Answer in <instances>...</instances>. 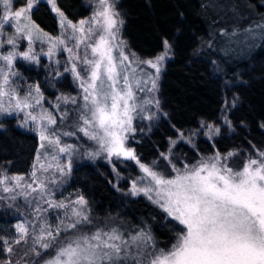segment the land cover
<instances>
[{
	"label": "snow or ice",
	"instance_id": "1",
	"mask_svg": "<svg viewBox=\"0 0 264 264\" xmlns=\"http://www.w3.org/2000/svg\"><path fill=\"white\" fill-rule=\"evenodd\" d=\"M2 3L4 11L0 20L15 21V34L7 37L6 41H0V47L5 42L12 46L6 55H0V60L5 62L8 69L5 72L0 68V113L25 112L40 104L43 97L39 86L35 88L39 98L35 99L31 93L21 98L11 88L10 76L16 75L12 71L14 60L17 57L36 60L31 47L34 40H47L49 56L54 54L58 45L64 44V40L49 36L32 21L34 0H27L26 7L15 11L12 10V0H2ZM48 3L59 16L61 27L72 29L76 49L85 44L91 50L90 56L87 52L81 56L73 48H67L71 68H65V71L73 74L83 92V104L77 116L78 130L99 145L98 152L87 155L94 157L102 151L107 153L110 162L113 156L135 161L145 174L144 178H150V181L145 187H138L133 182L132 194L143 193L182 227L173 229L176 240L165 250L157 247L150 231L122 229L115 226L112 220L102 226L95 223L85 211L87 201L80 196L72 202L79 207H73L70 216L66 213V219H61L55 228L41 215L48 209L37 205L36 219L41 221L39 231L33 225L30 234L27 223H18L15 226L18 235L11 243L0 237L3 251L11 255L13 244H27L31 238L32 246L25 251V256L31 253L42 258L49 250L54 253L49 254L43 264H264V149L251 145L255 155L249 154L241 168L229 165L231 158L238 155L237 152H216L207 160L185 164L183 169L177 168L169 155L161 153L171 165L174 176H166V170L156 171L141 163L134 149L126 147V140L128 134L135 130L133 120L136 116L152 119L151 115L142 116L147 106L159 108V100L149 98L147 94L158 90L157 80L162 62L171 54L172 43L167 38L163 39L161 54L154 59L140 60L134 53L126 54L124 50L126 42L119 37L124 20L113 0H99L98 10L92 17L80 20L78 24L67 19L57 7L56 0H48ZM257 27L264 30V23H258ZM2 29L3 24H0V35H3ZM261 35L264 36V32ZM20 36L27 38L28 51H16ZM93 37L96 38L93 40ZM89 40L93 42L86 44ZM77 61L83 67L78 68ZM141 65H148L155 70V74L144 72ZM138 93L145 95L138 96ZM4 98L8 99L7 105ZM59 99L65 103H77L75 97L62 96ZM232 106H235V101ZM67 116L65 112L61 120ZM29 120L36 126L41 148L45 147L46 142L57 148L59 153L69 154L65 165H56L62 176L68 175L72 170L71 154L74 150L71 144L61 146L60 134L52 128L57 123L56 118L46 111L38 114L27 111L25 124ZM225 122L231 124L227 119ZM260 126L264 128V124ZM215 131L218 134L220 129L216 128ZM62 134L71 136L75 133ZM37 163L40 169L46 170L45 164L40 163L39 155ZM32 176L36 177L35 170ZM23 179L21 176L0 174V185H4L5 192H11L14 189L7 186L8 181H14L16 187H20ZM33 184L37 186L33 187ZM26 187L31 192L40 193L48 208H68L62 201L44 199L46 184L43 181L34 179ZM62 233L65 235L62 236ZM2 264H20V260L14 262L5 259ZM31 264H40V260L36 259Z\"/></svg>",
	"mask_w": 264,
	"mask_h": 264
},
{
	"label": "trees",
	"instance_id": "2",
	"mask_svg": "<svg viewBox=\"0 0 264 264\" xmlns=\"http://www.w3.org/2000/svg\"><path fill=\"white\" fill-rule=\"evenodd\" d=\"M246 1L240 5L234 0L231 10L237 16L230 17L215 15L210 0H121L123 34L135 53L154 56L163 50L165 38L173 45L172 58L161 79L168 117L161 118L152 132L133 143L142 161L164 149L166 138L176 130L196 129L201 122L220 126L223 115L232 129L221 126L213 141L199 138L196 147L200 151L211 153L217 149L226 153L264 142V128L260 126L264 124V30L257 27L264 23V0ZM26 2L13 0V6ZM56 4L73 22L90 13L84 0H56ZM31 18L49 33L58 29V18L47 1L37 3ZM16 67L31 83H42L47 77L43 69L24 61H18ZM0 124V169L27 173L38 150V136L19 127L15 117L3 118ZM113 180L107 164L87 160L74 166L66 189L87 199L94 218L106 214L133 219L141 210L139 229L148 231L152 216L159 220L158 209L148 202L124 197ZM17 219L9 208H0V237L9 243L17 237ZM160 228L158 233L163 237ZM20 245L13 244L9 255L0 240V264L5 259L17 261L20 253H14Z\"/></svg>",
	"mask_w": 264,
	"mask_h": 264
},
{
	"label": "rangeland",
	"instance_id": "3",
	"mask_svg": "<svg viewBox=\"0 0 264 264\" xmlns=\"http://www.w3.org/2000/svg\"><path fill=\"white\" fill-rule=\"evenodd\" d=\"M42 0H34L33 9L36 7L37 3ZM47 1L48 0H44ZM85 6L90 10L88 16L78 19L77 21H71L73 24H78L80 20H88L92 17L95 11L98 10L99 0H84ZM212 7L211 10L217 16H225L230 14V17L237 16L232 13L231 5L234 3V0H210ZM116 4V10L121 13L120 3L121 0H113ZM49 4V3H48ZM240 5L247 4L246 0H239ZM51 6V4H49ZM21 7H26V4L20 7L13 6L12 0V10H19ZM0 8L1 13L0 16L3 15L4 5L2 0H0ZM32 9V10H33ZM31 10V11H32ZM231 11V12H230ZM54 14L58 18V29L49 33L42 28H40L33 20V22L43 31L48 33L49 36L53 38L60 37L64 40V44L58 45L54 54L49 56V43L46 39L43 40H34L32 42V51L36 56V60L29 61L24 60L21 57H17L14 60L12 71L16 73V75L10 76L11 88L15 89L16 93L22 98L31 93L32 97L39 98L37 93L35 92V88L39 86L40 94H42V99L40 104L35 105L32 109H27L25 112L19 111H11L10 113H0V120L6 117H15L17 119V124L24 130H29L34 132L38 136L39 144L38 150L33 161L32 167L27 173L17 174V173H9L6 168L0 169V174L8 175V176H21L24 179L20 182L21 186L16 187L15 182L9 180L7 183L8 187H12L14 190L11 192H5L3 190L4 185H0V208H9L12 210L16 216H18L17 221L15 222V226L18 223H27L29 227L30 234L33 231L32 226L36 225V231H39V225L41 223L40 220L36 219L35 208L39 205L43 209H48L46 212H42L41 215L47 220L49 224L55 228L60 224L61 219H66L65 214L68 216L71 215V210L73 207H79L74 205L72 202L76 201L81 195L78 193H72L66 189L67 182L70 178L71 172L68 175L62 176L60 172L57 170L56 165H65L68 162L69 154L68 153H59L58 149L48 145L45 142V147L41 148V141L39 139L38 132L35 130L36 126L29 120L25 124L26 112L32 111L33 114H38L41 111L50 112L53 117L56 118V125L52 126L58 134H60V143L61 146L66 144H71L73 146V152L71 154L72 159V169L75 165L80 162L91 160L93 162H98L99 160L103 163L107 164L112 172H113V185L114 187L120 191L124 197L129 199H137L140 202H148L154 208L158 209V219H154L150 221V227H148V231L151 232L154 241L159 248H163L167 250L171 247V245L175 242L176 236L173 229H179L182 226L178 225V222L174 221L171 217H168L167 213L163 211L157 204L153 203L147 196L143 193H139L137 195L132 194V184L135 182L138 187L148 186L150 178H144L145 174L140 170L139 165L133 160H127L123 157H115L111 158V162L107 156V153L100 151L99 155L94 157H90L87 155L89 152H98L99 145L96 141L88 139L82 132L78 130L77 127V116L79 113V108L83 104L82 100V89L79 87V82L74 79L73 74L70 71H65V68H71V61L69 60V52L66 50L67 48H73L74 51L78 52L81 56L87 52L90 56L91 50L85 47V44H81L79 49H76V39L73 36L72 29L70 27L62 28L60 25V18L54 12ZM121 18L122 13H121ZM32 19V18H31ZM124 20V19H123ZM23 22V20L21 21ZM0 24H3V35H0V41H6L7 37L15 34V21L3 22L0 20ZM87 27V26H86ZM78 35V33H77ZM120 39L126 42L127 47L124 49L127 53H134L137 58L140 60H148L154 59L157 55L161 54L160 51L158 54L154 56H142L138 53H135L131 47L129 46L126 38L123 34V26L120 28L119 32ZM96 37H93V40ZM93 40L86 41L85 43H92ZM17 49L16 51L24 52L28 51L29 42L27 38L20 36L17 40ZM12 50V46L8 45L6 42L3 43V46L0 47V55H6L8 51ZM172 58L171 54L165 58L162 62L161 71L159 73V78L157 80L158 90L154 93H148L147 97H154L159 100V108H156L154 105L147 106L146 111L142 114L143 117H147L149 115L152 116V119L141 118V116H136L133 120V128L135 129L132 133L128 134V138L126 140V147H130L134 149L133 143L140 138V136H145L154 130L156 123L161 118L168 117V111L165 109L163 105L162 95H161V79L162 75L166 69L167 63ZM18 61H24L30 66H34L36 68L43 69L46 72V78L42 83H31L27 81L21 73L18 71L16 67V63ZM77 67H83L79 61L76 62ZM0 68H3L5 72L8 71L6 64L3 60H0ZM141 69L144 72L149 74H155V70L151 69L148 65H141ZM139 71V69H138ZM215 74H218V71H214ZM83 75V73H82ZM150 87V85H149ZM144 93H138V96H144ZM62 96L75 97L77 103L74 105L71 102L65 103L62 99H59ZM33 99V103H34ZM5 105L8 103V99L4 98ZM14 103V101H13ZM59 105V108H57ZM67 112L68 116L61 120V116ZM229 119L226 115H223L221 118V125L216 126L212 123L201 122L199 127L196 129H188V130H176L174 134L168 136L166 138V144L164 149L158 150L157 154L152 157L150 160L142 161L140 157L135 152L137 158L141 163H144L148 166H151L156 171H165L166 176H174L175 173L172 172L171 165L168 164V161L164 160L161 156V153H165L169 155V158L172 160V163L176 165L177 168L183 169L185 164L192 165L201 160H207L209 157H212L216 152H219L217 149H214L211 153H204L200 151L196 147V142L199 138H204L209 141H213L216 137L219 136L215 129L219 128L221 130V126H225L228 129H232V125L225 122V120ZM82 125V121L79 122ZM2 127V124H0ZM51 130V129H50ZM64 132H72L75 133L71 136H65L62 133ZM140 141V140H139ZM175 142V144H173ZM251 145H255L256 148L264 149V142L259 144H249L242 147L231 149L228 152H237L238 155L231 158L229 161V165L235 168H241L249 154L255 155L254 150ZM135 151V150H134ZM221 154H225L220 152ZM40 156V163L45 164L46 170H42L37 163V156ZM55 156L56 159H52ZM156 162L153 165V162ZM34 165L36 166L34 169ZM47 165H51V167H47ZM36 171V177L32 176V172ZM144 178V179H142ZM43 181L46 184V195L44 199H52L56 202H64L68 205V208H56L50 209L48 205L44 203V200L40 198V193L31 192L30 189L26 187L27 184H32L33 180ZM55 181V183H52ZM36 184H33V187H36ZM31 192L29 195L28 193ZM87 201V199L84 197ZM90 214V217L93 219L95 223L100 224L101 226L109 220L115 221V226H119L122 229L127 228L133 232L137 231L136 227L139 230L141 226V215L143 212L139 210L138 215L135 218H129L128 216H108L106 214H102L96 218L91 215V211L88 206L85 209ZM161 215V216H160ZM160 221V226L159 222ZM140 225V226H139ZM159 227L160 232L163 235L161 237L159 235ZM16 230V227H15ZM17 233V231H16ZM18 235V234H17ZM65 235L64 233L61 234ZM32 246L31 238L27 244H21L19 248L15 251L14 254L20 253V257L16 260H20V264H31L32 261L39 259L40 264H43V260L49 258V254L52 253V250H49V253L43 254L42 258H37L33 256L31 253L25 256V251H28ZM23 257V259H21Z\"/></svg>",
	"mask_w": 264,
	"mask_h": 264
}]
</instances>
